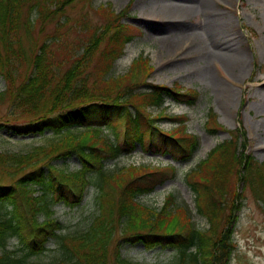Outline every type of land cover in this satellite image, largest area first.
Segmentation results:
<instances>
[{
    "label": "trees",
    "instance_id": "1",
    "mask_svg": "<svg viewBox=\"0 0 264 264\" xmlns=\"http://www.w3.org/2000/svg\"><path fill=\"white\" fill-rule=\"evenodd\" d=\"M73 5L82 14L71 22ZM91 11L101 16L100 22ZM127 11L95 8L92 0H0V74L7 82L0 102L9 103L0 105L6 109V125L0 126L16 135L54 136L27 152L0 151V264H27L47 249L50 238L59 249L45 264H140L124 252L137 243L171 250L167 264H229L246 190L264 200V164L240 147L235 131L185 175L207 228L196 226L174 193L162 207L141 201L176 177L174 165L106 168L108 160L132 154L137 144L144 151L175 152L184 159L199 146L187 131V115L170 114L165 106L171 97L194 104L197 92H182L178 85L139 90L152 71L143 56L126 73L108 77L125 45L140 33L121 22ZM164 120L174 126L162 128ZM206 127L211 134L224 128L212 110ZM73 155L81 164L70 170L62 163ZM89 186L96 192L95 212L86 225L63 232L56 205L62 200L80 204ZM68 189L76 201H70ZM40 215H45L42 221ZM13 238L24 247L8 249Z\"/></svg>",
    "mask_w": 264,
    "mask_h": 264
},
{
    "label": "rangeland",
    "instance_id": "2",
    "mask_svg": "<svg viewBox=\"0 0 264 264\" xmlns=\"http://www.w3.org/2000/svg\"><path fill=\"white\" fill-rule=\"evenodd\" d=\"M202 1L93 0V4L112 3L117 12L133 4L123 21L141 29V34L129 47L133 51L131 58L143 51L151 54L156 70L149 78V83L172 85L179 82L200 91L195 106L183 107L171 101L168 109L170 114L188 113L190 116L189 131L199 139V146L192 158L182 160L174 157L172 152L163 154L137 149L133 154L108 160L106 168L115 169L131 163H173L178 168L176 178L143 195L141 201L161 207L168 193H174L177 202L189 209L196 226L205 228L208 221L196 211V195L187 186L185 173L204 158L215 144L230 139V130L236 131L241 146L246 142L248 152L259 161H264V0H213L217 5V13L226 19L216 27L207 24L210 18L200 5ZM68 12L71 22L82 14L79 5L71 6ZM90 16L95 21L101 19L93 12ZM54 27L55 23L51 24L49 31ZM69 32L71 37L75 36L73 30ZM48 35L45 34V37ZM223 38H227L230 45L227 49L222 48ZM223 51L233 59L239 56L242 59L227 65L222 56ZM127 54L128 49L125 52ZM125 55L116 62L110 76H116L129 67L131 59H125ZM5 85L4 78L0 76V91L5 89ZM224 89L229 94L223 92ZM227 97H230L229 102ZM210 108L215 110L219 121L226 127L216 134L209 133L205 127L206 114ZM149 110L154 109L149 107ZM5 111V107L0 106V124L3 125H6ZM173 126L169 120L161 121L162 128ZM103 128L107 134L114 135L110 128ZM50 133L22 137L13 134L7 126H0V151L27 152L34 145L48 144L54 138ZM80 164L77 155L62 163L70 170ZM238 185L241 187L242 184ZM66 193L70 201H76L69 189ZM95 194L93 186H89L80 204L71 205L62 200L56 205V216L65 225L63 232L74 231L89 222L95 212ZM245 194V205L235 225L237 248L230 264H264V201L256 199L249 189ZM39 218L42 221L45 215ZM46 246L44 252L31 256L27 264H45L54 260L59 249L57 240L50 238ZM18 247H24L19 239L9 241L8 249ZM124 252L140 264H167L171 256L170 250L146 249L141 243L126 246Z\"/></svg>",
    "mask_w": 264,
    "mask_h": 264
},
{
    "label": "bare ground",
    "instance_id": "3",
    "mask_svg": "<svg viewBox=\"0 0 264 264\" xmlns=\"http://www.w3.org/2000/svg\"><path fill=\"white\" fill-rule=\"evenodd\" d=\"M209 3H211V4L209 5ZM200 5H202L204 7V11L207 13L208 17L210 18V20L208 21L207 24L210 23V26L216 27V26H219L225 22L226 19L223 18L221 14L217 13V10H218L217 5L214 3L213 0H203ZM223 39L224 40L221 44L222 48L227 49V47L228 46L230 47V45L227 42V38H223ZM132 54H133L132 48H129L128 54L124 58L128 60L131 58ZM222 56L225 59L227 65H232L235 62V60L242 59V57H240V56L236 59H233L230 56V54H227L225 51L222 52ZM263 85H264V82H263ZM223 92H226L229 94V92L226 89H224ZM228 94H226V95H228ZM229 98L230 97L226 98L227 102H229Z\"/></svg>",
    "mask_w": 264,
    "mask_h": 264
}]
</instances>
